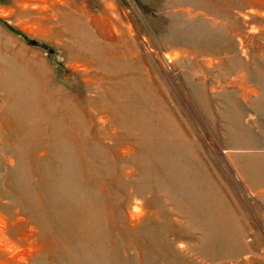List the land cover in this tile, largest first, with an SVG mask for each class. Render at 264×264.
I'll use <instances>...</instances> for the list:
<instances>
[{
    "label": "rangeland",
    "instance_id": "374dc122",
    "mask_svg": "<svg viewBox=\"0 0 264 264\" xmlns=\"http://www.w3.org/2000/svg\"><path fill=\"white\" fill-rule=\"evenodd\" d=\"M0 0V264H264V0Z\"/></svg>",
    "mask_w": 264,
    "mask_h": 264
},
{
    "label": "bare ground",
    "instance_id": "6f19581e",
    "mask_svg": "<svg viewBox=\"0 0 264 264\" xmlns=\"http://www.w3.org/2000/svg\"><path fill=\"white\" fill-rule=\"evenodd\" d=\"M57 1H58V0H55L56 4H58Z\"/></svg>",
    "mask_w": 264,
    "mask_h": 264
}]
</instances>
